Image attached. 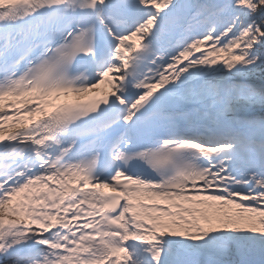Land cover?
Returning a JSON list of instances; mask_svg holds the SVG:
<instances>
[{
	"label": "snow or ice",
	"instance_id": "6c2138e0",
	"mask_svg": "<svg viewBox=\"0 0 264 264\" xmlns=\"http://www.w3.org/2000/svg\"><path fill=\"white\" fill-rule=\"evenodd\" d=\"M0 264H264V0H0Z\"/></svg>",
	"mask_w": 264,
	"mask_h": 264
}]
</instances>
